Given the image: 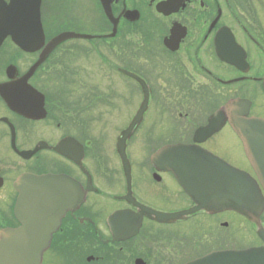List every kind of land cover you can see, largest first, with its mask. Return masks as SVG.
<instances>
[{
  "label": "flooded vegetation",
  "instance_id": "af4514ba",
  "mask_svg": "<svg viewBox=\"0 0 264 264\" xmlns=\"http://www.w3.org/2000/svg\"><path fill=\"white\" fill-rule=\"evenodd\" d=\"M39 15L40 48L0 45V231L21 226L19 182L46 177L69 204L41 264H189L262 245L236 212H191L170 157L152 155L195 145L256 177L229 123L197 131L234 98L264 119V0H40ZM63 32L79 37L32 69Z\"/></svg>",
  "mask_w": 264,
  "mask_h": 264
},
{
  "label": "water",
  "instance_id": "95a60500",
  "mask_svg": "<svg viewBox=\"0 0 264 264\" xmlns=\"http://www.w3.org/2000/svg\"><path fill=\"white\" fill-rule=\"evenodd\" d=\"M39 4L40 0H10L9 3L0 0V44L10 36L24 51L40 48L43 32ZM76 36L63 33L53 38L35 67L59 43ZM239 60L234 62L238 67ZM249 107L250 101L246 99L228 101L209 118L208 125L197 132V137L203 136L204 139L229 122L241 139L245 154L264 190V119L248 117ZM123 134L125 136L129 132ZM156 157H163L164 162L170 157V169L196 202L191 212L196 209L207 212L234 210L255 224L256 233L264 242V227L260 220L264 196L257 181L249 174L195 145L166 147ZM195 172L201 173V180L195 178ZM48 179L38 178L30 187L19 182L21 195L15 213L22 226L0 231V264L41 263L42 253L49 246V233L57 227L63 207L69 204L64 203L59 191L43 189ZM191 264H264V245L213 253Z\"/></svg>",
  "mask_w": 264,
  "mask_h": 264
},
{
  "label": "rangeland",
  "instance_id": "374dc122",
  "mask_svg": "<svg viewBox=\"0 0 264 264\" xmlns=\"http://www.w3.org/2000/svg\"><path fill=\"white\" fill-rule=\"evenodd\" d=\"M68 57H69V56H68ZM261 108H262V107H261L260 105H258L257 108H256V113H261V112H262V109H261ZM238 227L241 228V229L244 228V227H242V224H239ZM245 230H246V229H245ZM245 230H244V231H245Z\"/></svg>",
  "mask_w": 264,
  "mask_h": 264
},
{
  "label": "bare ground",
  "instance_id": "6f19581e",
  "mask_svg": "<svg viewBox=\"0 0 264 264\" xmlns=\"http://www.w3.org/2000/svg\"><path fill=\"white\" fill-rule=\"evenodd\" d=\"M195 174H196V175H197V174L199 175V176H196V175H195V178H197V179H200V180H201V178H200V177H201V173H199V172H195Z\"/></svg>",
  "mask_w": 264,
  "mask_h": 264
}]
</instances>
